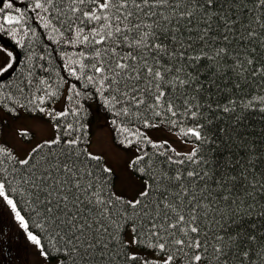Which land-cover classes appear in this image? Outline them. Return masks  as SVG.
<instances>
[{
  "label": "trees",
  "instance_id": "obj_1",
  "mask_svg": "<svg viewBox=\"0 0 264 264\" xmlns=\"http://www.w3.org/2000/svg\"><path fill=\"white\" fill-rule=\"evenodd\" d=\"M0 46V108L55 125L22 162L0 118V184L49 260L264 264V0H0ZM93 104L137 151L136 202L90 153ZM160 128L194 151L151 140ZM130 229L169 260L133 254Z\"/></svg>",
  "mask_w": 264,
  "mask_h": 264
},
{
  "label": "rangeland",
  "instance_id": "obj_2",
  "mask_svg": "<svg viewBox=\"0 0 264 264\" xmlns=\"http://www.w3.org/2000/svg\"><path fill=\"white\" fill-rule=\"evenodd\" d=\"M12 55L0 46V70L4 69L11 62ZM66 92L61 99L53 105V111L56 114L66 112ZM95 111V120L93 124V138L90 147V153L94 156L104 159L106 167L117 175L115 193L131 202L138 201L139 197L148 190V182L136 176L132 170V162L137 156V151H128L117 147L112 138V130L104 116L97 111V106L93 104ZM49 109L44 110L43 116H30L23 109L20 115L15 118L0 108V118L3 122L1 143L8 145L15 150L17 156L22 162L28 160L30 154L43 143L54 142L57 138L55 125L50 117ZM33 134L32 137H29ZM151 140L167 141L172 144L176 154L192 153L195 149L194 143H187L181 135L166 128L152 129L148 132ZM0 203L6 208V211L12 216L16 226L19 229L26 230L27 226L22 215L17 210L12 199L8 198L0 184ZM28 230V229H27ZM31 234L28 236L29 249L31 252L29 262L26 264H56L48 259L41 248L38 238ZM126 240L132 248L135 255H143L150 260L168 261L169 256H160L153 252L142 251L136 246L133 231L126 232ZM13 264L17 263L16 260Z\"/></svg>",
  "mask_w": 264,
  "mask_h": 264
},
{
  "label": "flooded vegetation",
  "instance_id": "obj_3",
  "mask_svg": "<svg viewBox=\"0 0 264 264\" xmlns=\"http://www.w3.org/2000/svg\"><path fill=\"white\" fill-rule=\"evenodd\" d=\"M29 235L27 229L16 226L12 216L0 203V264H13L14 260L21 264L29 262Z\"/></svg>",
  "mask_w": 264,
  "mask_h": 264
}]
</instances>
